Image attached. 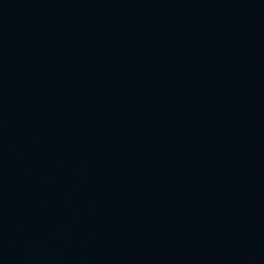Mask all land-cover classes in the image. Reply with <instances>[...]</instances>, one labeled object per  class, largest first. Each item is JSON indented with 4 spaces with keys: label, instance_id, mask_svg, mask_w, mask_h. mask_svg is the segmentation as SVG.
<instances>
[{
    "label": "water",
    "instance_id": "water-1",
    "mask_svg": "<svg viewBox=\"0 0 264 264\" xmlns=\"http://www.w3.org/2000/svg\"><path fill=\"white\" fill-rule=\"evenodd\" d=\"M0 264H264V0H0Z\"/></svg>",
    "mask_w": 264,
    "mask_h": 264
}]
</instances>
